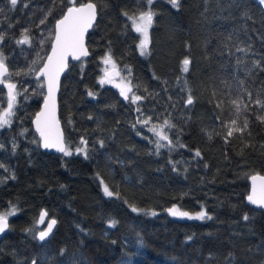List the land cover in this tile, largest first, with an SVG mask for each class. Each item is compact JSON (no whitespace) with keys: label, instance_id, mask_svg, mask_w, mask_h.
I'll return each instance as SVG.
<instances>
[{"label":"trees","instance_id":"trees-1","mask_svg":"<svg viewBox=\"0 0 264 264\" xmlns=\"http://www.w3.org/2000/svg\"><path fill=\"white\" fill-rule=\"evenodd\" d=\"M92 1L98 15L87 35L90 53L70 61L61 80L66 150L56 154L41 150L32 128L44 94L33 76L55 21L72 3L20 0L13 9L0 0V53L17 93L11 123L0 128V214L11 213L0 264H264V211L245 201L248 175L264 174V121L257 118L264 108L254 103L264 102V5ZM149 10L141 51L131 18ZM25 35L29 44L16 43ZM105 58L127 80V100L101 82ZM7 99L0 85V114ZM158 126L167 140L149 131ZM173 207L211 218L172 216ZM42 208L57 223L39 242Z\"/></svg>","mask_w":264,"mask_h":264},{"label":"snow or ice","instance_id":"snow-or-ice-1","mask_svg":"<svg viewBox=\"0 0 264 264\" xmlns=\"http://www.w3.org/2000/svg\"><path fill=\"white\" fill-rule=\"evenodd\" d=\"M10 5L14 9L17 4L20 2V0H9ZM69 3H73V0H69ZM153 3V0H147V4L151 5ZM171 3L174 7H178V0H171ZM259 3L264 5V0H259ZM24 7H27V5H24ZM96 6L93 3H87L82 4L79 7L70 6L67 7V11L62 15L60 19H57L55 21V28H54V42L51 49V55L47 58V63H45L42 67L36 69L38 76H45L47 77L48 82V97L45 99V109H48L49 111L41 112L37 115L36 124H37V130L40 132L41 136L44 138V147H57L59 151L65 152L64 147L60 146V142L58 138L53 137L52 135V127L54 124V119L51 116V110L49 109L48 100L52 97V93L54 91L56 81L58 79L59 72L63 70L65 67V59L68 55H72L73 58L79 59V55H87V52L83 49V35L84 33L92 27V23L96 16ZM4 9L0 8V12H3ZM51 12L49 11L48 15H50ZM47 19V15L40 20V24H44ZM139 22L135 23V31L144 34L145 40L141 41L140 47L141 49L146 48L147 43V29L152 24L153 21V14L152 12L146 11L140 14L138 18ZM27 29H24V33H27ZM4 37L0 35V42H3ZM16 43L18 44H29L30 40L27 35L24 36L23 39L17 40ZM42 43V41H41ZM239 51V49H238ZM55 60V63L53 62ZM107 62V61H105ZM35 63V62H34ZM190 61L189 59L185 58L183 60L184 70L187 71V66L189 65ZM7 74V75H6ZM0 77H5L6 79L10 80L11 74L8 73V69L5 63V59L3 57V53H0ZM0 85H5L8 89V99H7V109L0 114V128L5 127L6 125H10L11 123V117L14 115V107L16 104V95L17 93L14 91L16 89V84L13 83H6L5 79H0ZM128 91H131L129 88ZM91 95V93H89ZM121 95H125V89H121ZM127 98V97H126ZM248 98L251 100L252 94L248 93ZM134 100H140V96H134ZM187 104L193 103V98L191 95L188 96ZM234 104H236V111L237 113L240 111V105L237 104L236 101H233ZM254 103L264 108V102H262L260 99H256ZM247 107V105H245ZM44 117L43 123L41 121V118ZM258 119L264 121V117H257ZM150 120V118H149ZM149 120H144L143 123L146 125L148 124ZM217 120H219V117H217ZM233 125L236 124V120L233 119L231 121ZM165 124L171 127V125L168 124V121H165ZM248 127L247 121L244 122V125L242 128L236 129V131L243 132L245 128ZM149 131H153L156 133V135L160 136L161 139L167 140L168 137L165 135H162L160 132H157L155 128L149 129ZM233 135V129L229 128L227 132V136L231 137ZM171 143V141H169ZM102 145V142H101ZM157 141L156 147L157 150H159L160 147H162ZM0 147H3V145H0ZM67 154V153H66ZM197 156L200 155L199 152L196 153ZM251 179L253 180L254 184L257 180L260 181V194L256 195V189L253 188V195H250L248 197V200L253 204H258L260 206H264V176H252ZM105 192L108 196H111L112 193L105 188ZM133 212H136L137 209L133 207L131 209ZM169 213L172 216H188V213L178 211L175 207L168 209ZM11 213L0 215V233L4 232L5 228L7 227V216ZM155 215V213H153ZM193 218V217H189ZM196 219H205L206 213L200 212L198 216L194 217ZM210 219L211 217H207ZM43 219V216H42ZM245 220L248 219L247 216L244 217ZM56 221L53 219L50 221L47 227V231H41L39 233V239L43 241L46 236L51 232L53 225H55ZM115 222H113L114 224ZM32 264H36L35 261L32 262Z\"/></svg>","mask_w":264,"mask_h":264},{"label":"water","instance_id":"water-1","mask_svg":"<svg viewBox=\"0 0 264 264\" xmlns=\"http://www.w3.org/2000/svg\"><path fill=\"white\" fill-rule=\"evenodd\" d=\"M87 3L95 4L92 0H86L84 2L72 3V4L68 5L67 7H70V6L79 7L82 4H87ZM95 6H96V4H95ZM67 7L64 10L63 14L67 11ZM95 10H96V16H95V19H94V21L92 23V27L95 24L96 19H97V15H98L97 14V6H96ZM62 15L59 18H57V19H60L62 17ZM92 27H90L83 35V41H82L83 49L87 52V55H83V54L78 53L79 59L73 58L72 55H68L66 57V59H65V67L63 68L62 71L59 72L58 79L56 81V85H55L54 91L52 93V97L48 100L49 109L51 110V116L54 119V124H53V127L51 129L52 135H53V137L58 138V140L60 142V146L64 147L65 150H66V142H65V135H64L63 125H62V122H61V119H60V116H59V101H58L59 92H60V86H61V80H62V77L64 76V74L68 70L70 61H77V60H80L82 57L89 55L90 52H89V49H88V46H87V35H88L89 31L92 29ZM54 28H55V23H54ZM53 42H54V34H53V37H52V40H51V43H50L49 50L47 51L42 63L40 64V66L38 68L42 67L45 63H47L48 56L52 54L51 53V49H52ZM53 62L55 63V60ZM6 66H7V64H6ZM7 69H8V72H9L8 66H7ZM104 75L109 77V78H113V77L117 78L119 76V69H118V67L116 65L111 66L107 70L104 71ZM33 77L35 79H39V78L42 79L43 87H44V94H43L41 103L39 105V108L35 111L32 119H31L32 128H33L34 132L36 133V135L38 137L39 145H40L41 150L47 151V152H50V153L62 154L63 152L59 151L57 147L45 148L44 147V138L41 136L40 132L37 130V124H36L37 115L39 113H41V112H46L47 113L49 111L48 109H45V99H46V97H48L49 93H48L47 77L38 76L36 71H35ZM0 79H4V77H0ZM8 82H10V81L5 79V84L8 83ZM3 86L5 87V89L7 91V94H8L7 87L5 85H3ZM120 96L124 100H127L128 99L127 90L125 89V95H121L120 94ZM43 120H44V117L41 118L42 123H43ZM252 176H264V174H261L259 172H254V173H251V174L248 175L249 188H248L247 194L245 195V201L248 204H250L251 206H253L255 208H259L262 211H264V206H260L258 204H253V203H251L248 200V197L250 195H253V188L254 187L256 189V195L258 196L260 194V181L257 180L255 182V184H254L253 180L251 179ZM42 216H43V219H42ZM53 219L56 221L55 217L48 216V213H47L45 208H42L39 211V214H38V217H37V221H38V224H39V226L41 228L38 229L37 232H36V238H37V240L39 242H44L52 234L53 230L55 229L57 221H56L55 225H53L52 230L48 234V236H46V238L43 241H41L39 239V233L41 231H47L48 224ZM8 227H9V221H8V218H7V227L5 228L4 232L0 233V237L8 230Z\"/></svg>","mask_w":264,"mask_h":264},{"label":"rangeland","instance_id":"rangeland-1","mask_svg":"<svg viewBox=\"0 0 264 264\" xmlns=\"http://www.w3.org/2000/svg\"><path fill=\"white\" fill-rule=\"evenodd\" d=\"M140 14H138V15H136V16H134V17L131 18V21H132V24L134 25V28H135V23L134 22H139L138 18L140 16ZM149 27L147 29V43H146V48H147V45H148V31H149ZM139 35H140L139 36V38H140L139 39V48H140L141 51H145L146 48L145 49H141V47H140L141 41L142 40H145V36L142 33H139ZM105 61H107V62H105ZM112 65H114V64L111 62V60L109 58L103 59V63H102V66H101V76H100L101 82L102 83H107V84L113 85L117 89V91H118L119 94L121 93V88L126 87L127 88V95L128 96H131V92L128 91L129 87H128L127 80H125L123 78H117V79L116 78H109V77H107V76L104 75V71L107 70ZM154 128L156 129L157 132H160L162 135H164L163 129L161 127L158 126V127H154ZM158 137L160 138V136H158ZM103 188H104V190L106 188V186L104 184H103ZM178 211H182V210H178ZM202 211L205 212L204 210H200V211L194 212V213L186 212V213H188V216H185V217L186 218H189V217H193L194 218V217L198 216V214L200 212H202ZM182 212H185V211H182ZM8 213L9 212H4V213H2L0 215H4V214H8ZM177 217H182V216L177 215ZM206 217H207V215H206Z\"/></svg>","mask_w":264,"mask_h":264},{"label":"flooded vegetation","instance_id":"flooded-vegetation-1","mask_svg":"<svg viewBox=\"0 0 264 264\" xmlns=\"http://www.w3.org/2000/svg\"><path fill=\"white\" fill-rule=\"evenodd\" d=\"M112 66H114V65H112ZM111 67V66H110ZM113 78H115V77H113ZM117 78H120V73H119V76L117 77ZM116 78V79H117ZM124 89H126L127 90V88L126 87H123ZM122 89V88H121ZM121 94V93H120Z\"/></svg>","mask_w":264,"mask_h":264},{"label":"bare ground","instance_id":"bare-ground-1","mask_svg":"<svg viewBox=\"0 0 264 264\" xmlns=\"http://www.w3.org/2000/svg\"><path fill=\"white\" fill-rule=\"evenodd\" d=\"M79 62V61H78ZM62 86V85H61Z\"/></svg>","mask_w":264,"mask_h":264}]
</instances>
